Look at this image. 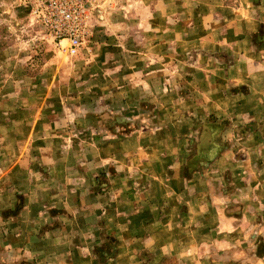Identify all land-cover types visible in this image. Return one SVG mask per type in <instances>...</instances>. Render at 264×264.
Listing matches in <instances>:
<instances>
[{
  "label": "crops",
  "instance_id": "crops-1",
  "mask_svg": "<svg viewBox=\"0 0 264 264\" xmlns=\"http://www.w3.org/2000/svg\"><path fill=\"white\" fill-rule=\"evenodd\" d=\"M107 9L56 69L97 107L28 114L0 76V264H264V0Z\"/></svg>",
  "mask_w": 264,
  "mask_h": 264
},
{
  "label": "rangeland",
  "instance_id": "rangeland-1",
  "mask_svg": "<svg viewBox=\"0 0 264 264\" xmlns=\"http://www.w3.org/2000/svg\"><path fill=\"white\" fill-rule=\"evenodd\" d=\"M119 7L116 4L118 10ZM107 10L105 8L103 12ZM2 52L5 53L2 56L4 59L8 55L7 61L4 62L8 66L4 67L3 72L0 68V76L8 77L10 75L8 71L13 66L20 70L15 73L16 77L22 82L26 79L24 88L15 89L17 91L25 89L24 94L32 104L31 107L27 105V108H30L26 110L28 114H33L35 108L41 107L44 110L46 107L49 112L53 110L57 117L60 115L64 117L66 114L70 115V109L73 110L75 107L79 109L78 112L82 108L97 107L96 103L85 102L88 93L85 87L86 71L74 77L79 82L78 87L55 86L56 81L61 79V72L56 70L60 63H64L69 68L70 63L78 59L67 57L64 51L59 50L49 38L45 37L42 28L34 24L29 17L28 9L24 7L22 0H0V53ZM9 58L11 61L8 60ZM23 68L25 70L21 72ZM63 77L69 79L70 75L63 73ZM85 124V121L81 123L82 126ZM70 127H73V130ZM65 128L67 132L63 138L65 148L71 150L72 146L84 141V134L78 133L76 124L74 126L67 122Z\"/></svg>",
  "mask_w": 264,
  "mask_h": 264
},
{
  "label": "built area",
  "instance_id": "built-area-1",
  "mask_svg": "<svg viewBox=\"0 0 264 264\" xmlns=\"http://www.w3.org/2000/svg\"><path fill=\"white\" fill-rule=\"evenodd\" d=\"M34 24L46 38L70 57H76L90 44L99 23L98 14L109 0H22Z\"/></svg>",
  "mask_w": 264,
  "mask_h": 264
}]
</instances>
